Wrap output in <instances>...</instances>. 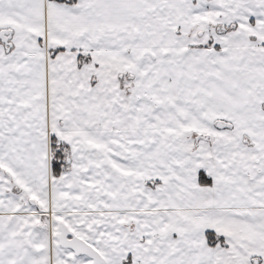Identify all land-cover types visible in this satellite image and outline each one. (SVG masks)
Here are the masks:
<instances>
[{
	"label": "snow or ice",
	"instance_id": "1",
	"mask_svg": "<svg viewBox=\"0 0 264 264\" xmlns=\"http://www.w3.org/2000/svg\"><path fill=\"white\" fill-rule=\"evenodd\" d=\"M0 264H264V0H0Z\"/></svg>",
	"mask_w": 264,
	"mask_h": 264
}]
</instances>
